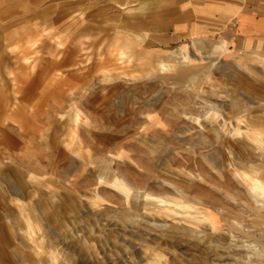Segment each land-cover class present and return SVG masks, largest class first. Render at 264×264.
<instances>
[{
    "label": "rangeland",
    "instance_id": "1",
    "mask_svg": "<svg viewBox=\"0 0 264 264\" xmlns=\"http://www.w3.org/2000/svg\"><path fill=\"white\" fill-rule=\"evenodd\" d=\"M180 1L30 0L23 84L0 25V264H264V56L152 43Z\"/></svg>",
    "mask_w": 264,
    "mask_h": 264
},
{
    "label": "crops",
    "instance_id": "2",
    "mask_svg": "<svg viewBox=\"0 0 264 264\" xmlns=\"http://www.w3.org/2000/svg\"><path fill=\"white\" fill-rule=\"evenodd\" d=\"M29 3L30 0H0V25L15 26L21 35L17 40H9L6 47L12 49L7 55L12 59L7 67L8 72L19 75L22 84L32 64L28 44L30 34L28 38L25 30L31 25H43L40 18L46 17L41 7L22 12L21 8L27 7ZM169 4L150 15L152 21L158 18L168 22L162 25L167 27L166 30H152V43L164 47L202 39L211 49L204 56H264V0H183ZM80 13L74 3H65L59 15L60 19L69 21L77 19ZM13 34L15 36V32ZM8 37L2 41L5 42ZM183 52L187 54L185 49Z\"/></svg>",
    "mask_w": 264,
    "mask_h": 264
},
{
    "label": "bare ground",
    "instance_id": "3",
    "mask_svg": "<svg viewBox=\"0 0 264 264\" xmlns=\"http://www.w3.org/2000/svg\"><path fill=\"white\" fill-rule=\"evenodd\" d=\"M193 86H196L195 84H193ZM243 118V117H242ZM241 122V121H240ZM241 126V125H240ZM248 127L251 128V124L250 125H247ZM253 127V126H252ZM248 136L252 137L253 140L257 143H259L260 145H263L264 146V142L261 138H259L257 135H252V134H249ZM263 155V153H262ZM263 157V156H262ZM258 171V169H256ZM236 176L240 179L243 180V177L241 176V174H239L238 172L235 173ZM118 188H120L126 196H129L130 194L133 195L134 199H138V198H141V197H146V198H149V195H147L145 192H142V191H133L132 192V189L130 187L127 186L126 183L124 182H119V184H116L114 183ZM116 187V188H117ZM248 192L250 193V195L256 200V203L258 204V206L260 208L264 207V185L262 184V181L260 178H252V183H250V187L247 188ZM158 202L160 204H169L170 206H179L177 203H175L174 201H168L166 199H159ZM178 208L176 209H172L173 212L175 213H183V211H178L177 210ZM206 213V212H205ZM200 214V213H199ZM199 214L197 213H193V214H189L188 217L190 219H198L199 218ZM32 223L29 221V226L31 225ZM260 256L262 257V261L264 260V251L261 250V253H260ZM264 263V262H262Z\"/></svg>",
    "mask_w": 264,
    "mask_h": 264
}]
</instances>
